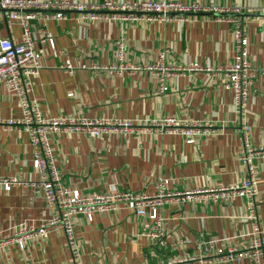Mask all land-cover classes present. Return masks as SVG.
Here are the masks:
<instances>
[{
  "label": "crops",
  "instance_id": "crops-1",
  "mask_svg": "<svg viewBox=\"0 0 264 264\" xmlns=\"http://www.w3.org/2000/svg\"><path fill=\"white\" fill-rule=\"evenodd\" d=\"M70 1L102 5L107 0ZM170 1L243 10L236 19L249 39V61L257 73L247 108L235 106L234 95L223 88L224 74L218 71L235 60L234 22L201 14L188 16L184 23L149 18L111 21L107 13L98 20L83 21L73 11L63 21H56L40 13L31 25L39 40L43 69L31 80L30 97L38 101L43 117L130 121L145 126L151 120L173 116L209 122L218 129L215 136L199 139L195 145H188L182 136L161 133L98 138L83 133L52 135L65 187L88 195L118 192L139 197L155 194L161 179L169 181L170 192L184 193L236 187L248 178L239 154L245 142L253 148L264 145V76L260 73L264 67V0ZM22 33L19 25L0 19V40L20 43ZM44 33L47 43L40 41ZM119 63L180 70L199 65L211 71L176 73L165 79L167 91L162 92L157 74L146 70L109 75L82 68H111ZM67 64L72 72L61 69ZM22 117L18 98L0 86V181L17 179L22 184L10 192L0 185V242L10 238L16 228H37L55 215L33 169L28 135L8 125ZM255 169L261 200L258 222L264 234V160H256ZM160 216L168 242L165 248L148 238L149 220L127 207L96 214L92 222L79 216L76 240L83 264H164L187 255L202 258L196 264H256L249 260L228 263L194 246L204 233L207 241L216 243V251L247 248L253 222L247 219L244 199L231 204L210 199L200 204H166ZM185 240L193 244L173 245ZM0 264H72V258L64 232L50 229L45 239L29 242L24 250L18 246L0 249Z\"/></svg>",
  "mask_w": 264,
  "mask_h": 264
},
{
  "label": "built area",
  "instance_id": "built-area-1",
  "mask_svg": "<svg viewBox=\"0 0 264 264\" xmlns=\"http://www.w3.org/2000/svg\"><path fill=\"white\" fill-rule=\"evenodd\" d=\"M72 11L80 13L83 21L98 20L102 13H107V18L111 21H134L149 18L148 20L159 19L163 22L184 23L188 16L201 14L217 16L219 22H234L236 24L234 33L235 60L225 70L218 71L224 74L223 88L234 95L235 106L240 110H245L248 106L250 88L255 82L257 73L249 61V39L242 23L236 19V16H239L243 11L239 7L222 9L200 4L184 5L170 0H143L133 3L129 1L115 3L107 0L102 5H88L70 0H0V19L10 25H19L23 30L20 43L0 40V86L18 98L23 114L21 120L8 122V125L14 126L19 132L28 135L33 148V169L41 179L39 186L42 189L46 204L55 211V215L50 220H43L40 227L22 226L16 228L10 238L0 242V249L18 246L24 250L29 242L45 239L50 229H61L66 238L72 264H83L76 240V218L83 216L92 222L96 214L117 212L123 207L131 209L138 217L149 220L148 238L155 241L159 247L165 248L168 246V242L164 237V220L160 216V210L164 205L194 202L200 204L209 199L215 203L231 204L236 199L242 198L246 201L247 219L253 222V235L250 245L245 249L230 248L226 252L216 251V243L212 240L207 241L204 233H201L195 240L194 246L197 251H205L208 254L211 252V255H217L221 260L228 263H241L243 260H249L256 264H264V234L258 222V208L261 200L255 179V161L264 160V145L253 148L245 142L239 154V160L246 167L248 178L236 187L172 193L169 191V181L161 179L156 185L157 192L155 194L137 197L132 193L118 192L88 195L63 185L51 144L52 135L83 133L91 138H98L117 134L127 136L161 133L182 136L188 145H195L197 140L211 138L218 133V129L212 123L183 121L173 116L151 120L145 126L130 121H92L76 118L47 119L43 117L38 101L30 97L31 80L38 76L43 69L42 54L37 49L39 40L34 33L31 22L38 19L40 13L49 14L53 20L63 21L66 14ZM47 39L48 35L44 33L40 41L47 43ZM120 49L119 59L121 63L124 50L123 47ZM120 63L111 68L99 66L90 68L83 66L82 68L109 75L146 70L157 74L159 77L158 84L162 92L167 91L165 79L176 73L211 71L210 69H203L199 65L180 70L166 68L162 65L141 68ZM61 69L68 72L73 71L70 64L62 66ZM260 73L264 76V67ZM0 185L5 192H10L14 187L22 184L19 180L12 179L0 181ZM184 244H193V242L189 240L177 241L173 245ZM201 261L202 258L187 255L173 258L164 264H196ZM212 261L210 260V262Z\"/></svg>",
  "mask_w": 264,
  "mask_h": 264
}]
</instances>
